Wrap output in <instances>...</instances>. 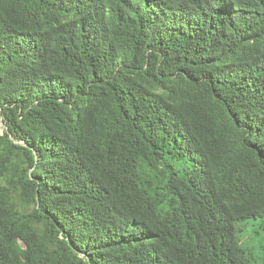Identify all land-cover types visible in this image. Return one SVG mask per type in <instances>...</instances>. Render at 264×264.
<instances>
[{"label": "trees", "instance_id": "obj_1", "mask_svg": "<svg viewBox=\"0 0 264 264\" xmlns=\"http://www.w3.org/2000/svg\"><path fill=\"white\" fill-rule=\"evenodd\" d=\"M0 122V264H264V0H0Z\"/></svg>", "mask_w": 264, "mask_h": 264}, {"label": "water", "instance_id": "obj_2", "mask_svg": "<svg viewBox=\"0 0 264 264\" xmlns=\"http://www.w3.org/2000/svg\"><path fill=\"white\" fill-rule=\"evenodd\" d=\"M0 125H2V126H3L4 124H3L2 122H0ZM3 127H4V126H3Z\"/></svg>", "mask_w": 264, "mask_h": 264}, {"label": "rangeland", "instance_id": "obj_3", "mask_svg": "<svg viewBox=\"0 0 264 264\" xmlns=\"http://www.w3.org/2000/svg\"><path fill=\"white\" fill-rule=\"evenodd\" d=\"M4 126V125H3ZM3 126L1 125V127L3 128ZM1 133H2V130H1Z\"/></svg>", "mask_w": 264, "mask_h": 264}]
</instances>
